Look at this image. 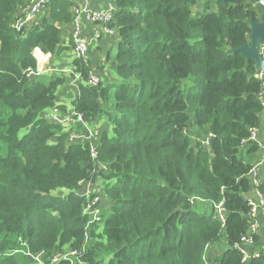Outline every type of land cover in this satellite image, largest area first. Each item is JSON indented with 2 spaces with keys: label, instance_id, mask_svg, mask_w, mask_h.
Returning <instances> with one entry per match:
<instances>
[{
  "label": "trees",
  "instance_id": "trees-1",
  "mask_svg": "<svg viewBox=\"0 0 264 264\" xmlns=\"http://www.w3.org/2000/svg\"><path fill=\"white\" fill-rule=\"evenodd\" d=\"M114 2L107 27L115 35L101 37L87 63L75 58L71 75L81 79L67 105L58 97L66 76L28 74L38 69L35 49L56 60L73 51L74 3L50 0L18 32L13 25L26 0H0V264H16L5 253L20 247L49 259L68 246L66 253L83 255L57 264H264L258 235L259 258L244 263L239 250H249L245 195L264 194V183L251 177L264 78L231 52L248 43L247 20L257 21L260 11L250 0ZM107 64L124 83L103 78ZM95 71L102 79L91 87ZM52 110L61 122L46 119ZM94 122L108 123L100 143L87 138ZM98 178L110 202L97 215L79 191ZM61 190L68 195H54ZM195 200L208 208L196 210ZM220 242L223 255L206 258Z\"/></svg>",
  "mask_w": 264,
  "mask_h": 264
},
{
  "label": "built area",
  "instance_id": "built-area-1",
  "mask_svg": "<svg viewBox=\"0 0 264 264\" xmlns=\"http://www.w3.org/2000/svg\"><path fill=\"white\" fill-rule=\"evenodd\" d=\"M49 1L50 0H34V1L30 2L29 4H27V6L24 8V12H23L22 16L18 17V19L16 20V22L13 25V28L16 29L18 32H22L25 28H30V26L32 25V23L35 20L41 18V15L44 13L46 6H47ZM108 7H109V9L106 10L105 12L90 11L86 5L80 6L79 8L76 6L73 7L74 19H73V24H71L72 30L70 32V36L73 39V47H74L73 53H74V57L76 59L78 58L80 60H84V62L87 63L89 61V58H90L89 50L92 48V46H94L97 43V41L99 42L100 38L103 37L104 35H107L110 37L115 35V31L110 30L107 27V25L114 21L115 16H116V12H117V8L113 2L111 4H109ZM85 19H87L89 22H92V23L102 22V24H103L101 32L96 33L91 39L85 37L83 34L82 25H83V21ZM36 53H39V55H37ZM36 53H35L36 56H34V57H35V59H37L39 66H38L37 71L36 72H30L28 74V77H33L35 75L40 76V75H43V74L51 71V69H49L50 68L49 61L51 59V54L43 53L40 50H37ZM262 53L264 54V47H263ZM259 76L261 79H263L264 78V72L261 73ZM76 79H74L73 81H70V82H72V87H74L76 90H79L78 82L81 79V77L79 75H77ZM87 84L91 87H96L100 84V80L94 74H92L90 76L89 80L87 81ZM262 95L264 96V83H263ZM54 113H57V111H54ZM53 119L58 121V122H61V120H59V118L57 116H56V118L54 117ZM78 121L79 122L83 121L82 116H78ZM256 130L257 129L252 130L251 139L253 141L257 140L256 139ZM98 137H99V132L95 130V131H89L87 138H88V140H94ZM93 146L94 145H92V148H91L92 156L97 157V154H96L95 149H94L95 147H93ZM258 170L259 169L255 167L252 169V172H251L252 180L256 186H259L262 184L258 180ZM85 195L89 197V194H85ZM258 195H259V199L257 201L250 202L251 211L248 215V218L251 220V225H250V229H249V235L244 236L242 238V242L245 246L254 245L253 236L258 235V229H259V225L257 222V214L259 211H262L264 213V194H261L260 192H258ZM192 203H194V201ZM97 204H98V200H93L86 211H89L90 207H94ZM216 209L218 210L217 212H218L220 219L224 220V212L222 209V205L217 206ZM95 218H94V221L100 220L99 217L95 216ZM263 249H264V244H263ZM239 250L244 257V262H247L249 259H252V258H259L261 256V252H259V251L255 252L253 254H248L247 249L243 246H239ZM72 255H77V257L79 258L80 256L83 255V253L72 252ZM68 256H69V254H68ZM64 257H66V256H64ZM64 257H63V259H64ZM61 259H62V257H61ZM59 262L52 263V261H51V264H57ZM80 263H83V262H80ZM83 264H85V263H83Z\"/></svg>",
  "mask_w": 264,
  "mask_h": 264
},
{
  "label": "rangeland",
  "instance_id": "rangeland-1",
  "mask_svg": "<svg viewBox=\"0 0 264 264\" xmlns=\"http://www.w3.org/2000/svg\"><path fill=\"white\" fill-rule=\"evenodd\" d=\"M78 7L79 8V1L78 0H75V3H74V7ZM202 7V4L201 6ZM200 7H197L195 9V13H198L201 9ZM109 7H106V5H102L100 6L99 8H97V12H105L106 10H108ZM92 23V22H91ZM93 24H96V25H103L102 22H96V23H93ZM83 27V25H82ZM84 28V27H83ZM72 30V29H70ZM69 30V31H70ZM69 36V32L66 33L65 37L68 38ZM99 42L97 41L96 45H98ZM36 50V49H35ZM34 50V51H35ZM37 50H40L39 48H37ZM34 51H33V54H34ZM37 52V51H36ZM116 52V51H114ZM37 55H39V53H36ZM37 60V59H36ZM75 60V57H74V53L72 50H68L66 52H64V54L60 57V59H55L52 55H51V59L49 61V63L52 61V63H50V68L52 69H57V70H60L61 68L65 67V71H69L71 69V65L72 63L74 62ZM37 64L39 66V63L37 61ZM52 72H55V71H52ZM51 76H58V75H62V76H66V80H68V83H67V86L66 85H63L59 88L58 90V97H59V100H61V102H65V100L69 101L68 100V96L71 97L73 94H75L77 92V90L72 87V82H70L69 80H73L74 76L71 75V73L69 72H65L64 74H56V73H51L50 74ZM94 75L100 80L102 79V77L100 76V73L98 71H95L94 72ZM101 75L103 76V78H107L109 83L110 84H114L115 83V86H118L122 83H124L123 80H120L118 78H116V81L114 80V78L116 77L115 76V73L114 71L110 68V66L107 64L105 69L101 72ZM60 77V76H58ZM68 77V78H67ZM65 97V98H64ZM55 110H52L50 113H48L46 115V119L48 121H52V122H55V120L53 119L54 117L56 118V116L58 115L57 113H54ZM53 114V115H52ZM82 123H85V120L83 118V121ZM98 124L94 127H91V128H99V126H103L104 123L103 122H97ZM87 125V123H86ZM102 132H105L104 129H102ZM74 135H72L76 142H80L81 143V137H82V133L81 132H78V133H74ZM22 135V134H21ZM193 139H196L195 136H193ZM83 142H86L85 139H83ZM101 140V139H100ZM100 140L98 141V143H100ZM197 141V139H196ZM69 142H72L71 140H69ZM101 179L98 178L95 182H87V183H84L82 185V189L79 191V194H82L85 195V194H89L90 195V198L93 200H98V203L99 205H97V207L93 208V207H90L89 208V211H91L92 213L94 214H100V212L102 211L103 209V212L105 209H108L109 208V202L110 200L108 198H106L105 196V192H106V188L104 187V185L101 183L100 181ZM84 186V187H83ZM66 191H59L58 193H54V195L56 194L57 197H65L67 196L68 192L65 193ZM205 206L208 208V204L200 201V200H195V203H194V208H196V210L198 211H202L203 209H205ZM217 210V209H216ZM218 211V210H217ZM100 220L97 221L99 223V227H101L103 225V222H104V213H101L100 215ZM96 219V218H95ZM18 244H21V240L18 239ZM213 247H220V255H222L224 253V251L227 249V244L225 242H220V243H216ZM22 248V249H20ZM19 251L18 252H15V253H5L6 255H10V256H14L16 257V264H26L27 261H32L34 264H46V260H51L52 263H55V262H59L61 260V257L63 256H66L68 257V254H69V257H72V258H75L76 255H72V252H68L66 253L67 249H69V246L64 248L63 249V253L61 255H55L53 257H50L49 259H44L45 257H34L32 256L31 254H29L26 250H25V247H20ZM1 254V252H0ZM1 256V255H0ZM64 257V259L66 258ZM74 261H76L74 259ZM109 261V257H107L105 259V263H107ZM79 264H83V263H79Z\"/></svg>",
  "mask_w": 264,
  "mask_h": 264
},
{
  "label": "crops",
  "instance_id": "crops-1",
  "mask_svg": "<svg viewBox=\"0 0 264 264\" xmlns=\"http://www.w3.org/2000/svg\"><path fill=\"white\" fill-rule=\"evenodd\" d=\"M34 0H26V4H29L30 2H32ZM79 1V7L80 6H87V8L90 11H96L97 8H99L102 5H106V7L109 6V4H111L113 2V0H78ZM73 3H75V0H72ZM24 6V7H25ZM23 7V8H24ZM20 9L18 12L17 17L22 16L24 9ZM42 17V15H41ZM58 27H62L58 24H56ZM83 34L85 37L91 39L96 33L101 32L102 30V25H96L93 24L91 22H89L87 19H85L83 21ZM105 45L103 48L105 49V51L107 52L111 47H110V43L108 41L103 42L100 44V46ZM96 48V47H95ZM36 51L37 49L34 51V56H36ZM104 53L101 55L103 57ZM52 63V61L50 62ZM71 67V66H70ZM51 69V71L48 72V74L51 73H56V74H64L65 72H69L72 74L71 69L69 71H65V67L61 68L60 70ZM55 71V72H52ZM76 79V78H75ZM74 80V79H73ZM72 80V81H73ZM114 80L116 81V77L114 78ZM71 81V80H69ZM65 98V97H64ZM262 100H263V104H264V96H262ZM66 104L69 105V101L65 100ZM260 126L257 128L256 130V142L259 145V151L256 154V156L254 157L253 160V168H258V180L261 183H264V110L262 111L261 115H260ZM97 141V140H95ZM246 200L250 203L252 201H257L259 199V195H258V191L257 190H252L251 192H249L248 194L245 195ZM257 222L259 225V229H258V236H259V242L257 243V247L260 248L261 244H264V213L262 211H259L257 214ZM254 246H250L249 245V250H248V254H253L254 252L258 251L257 248H253ZM220 247H210L208 248L207 252H206V258L210 257V258H220L222 255H220Z\"/></svg>",
  "mask_w": 264,
  "mask_h": 264
},
{
  "label": "water",
  "instance_id": "water-1",
  "mask_svg": "<svg viewBox=\"0 0 264 264\" xmlns=\"http://www.w3.org/2000/svg\"><path fill=\"white\" fill-rule=\"evenodd\" d=\"M251 4L256 6L260 11L257 21L247 20V24L251 27L248 43L238 49L231 50L233 53H240L247 63L254 62L257 74L264 72V0H250Z\"/></svg>",
  "mask_w": 264,
  "mask_h": 264
},
{
  "label": "clouds",
  "instance_id": "clouds-1",
  "mask_svg": "<svg viewBox=\"0 0 264 264\" xmlns=\"http://www.w3.org/2000/svg\"><path fill=\"white\" fill-rule=\"evenodd\" d=\"M113 3H114V5H115V2H114V0H113ZM41 51V50H40ZM104 123V125L101 127V126H99V128H91V129H89L88 131H98L99 132V137L98 138H96V139H94V141L95 140H97V142L101 139V135H102V129L101 128H103L104 126H107L108 125V123H106V122H103ZM98 123L97 122H94V125L96 126ZM84 187V186H83ZM83 196H85V197H87L86 195H83ZM192 205L194 206V203H192ZM217 211V210H216ZM217 214H218V212H217ZM219 216V215H218ZM257 252V251H256ZM260 252V251H259ZM255 253V252H254ZM248 261H250V259L248 260ZM244 263H246V262H244Z\"/></svg>",
  "mask_w": 264,
  "mask_h": 264
}]
</instances>
